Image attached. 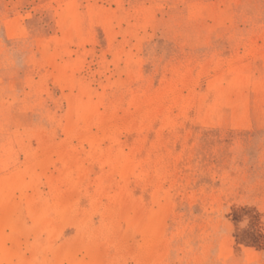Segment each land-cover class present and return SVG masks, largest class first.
Returning a JSON list of instances; mask_svg holds the SVG:
<instances>
[{"label": "rangeland", "instance_id": "374dc122", "mask_svg": "<svg viewBox=\"0 0 264 264\" xmlns=\"http://www.w3.org/2000/svg\"><path fill=\"white\" fill-rule=\"evenodd\" d=\"M0 264H264V0H0Z\"/></svg>", "mask_w": 264, "mask_h": 264}]
</instances>
